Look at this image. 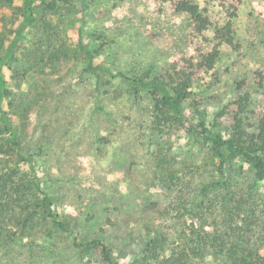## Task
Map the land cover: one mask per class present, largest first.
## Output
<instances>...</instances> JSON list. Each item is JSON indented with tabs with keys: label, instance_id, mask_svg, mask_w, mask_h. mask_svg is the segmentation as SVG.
Returning <instances> with one entry per match:
<instances>
[{
	"label": "rangeland",
	"instance_id": "obj_1",
	"mask_svg": "<svg viewBox=\"0 0 264 264\" xmlns=\"http://www.w3.org/2000/svg\"><path fill=\"white\" fill-rule=\"evenodd\" d=\"M24 1L0 8L1 53L23 21ZM188 1L206 28L161 0H36L34 21L3 68L11 92L3 109L25 160L3 157L0 173L33 182L26 200L37 207L41 231L19 233L20 210L14 201L7 210L1 204L11 200L0 198V264H109L99 243L111 264H158L194 246L193 223L207 241L225 234L216 235L225 248L241 231L264 256V180L240 159L221 165L209 138L230 137L232 122L221 112L246 95L247 123L256 127L264 117V0L229 1L237 7L238 48L220 47L179 115L158 107L154 85L212 49L216 29L229 21L217 2ZM0 133L5 150L10 136ZM45 194L64 230L40 218ZM233 197L245 201L247 214L227 230ZM194 211L204 219L192 218ZM154 239L162 247L155 254ZM223 251L209 252L205 263L223 264Z\"/></svg>",
	"mask_w": 264,
	"mask_h": 264
},
{
	"label": "trees",
	"instance_id": "obj_2",
	"mask_svg": "<svg viewBox=\"0 0 264 264\" xmlns=\"http://www.w3.org/2000/svg\"><path fill=\"white\" fill-rule=\"evenodd\" d=\"M166 3H170L173 6L175 13H186L194 21L199 23L202 28H206L205 20L199 13V9L196 5L192 4L188 0H161ZM221 4L223 7L227 8L229 11V21L222 28H217L215 31L214 39L218 41L214 47L205 53L190 57L184 60V65L181 70L176 72L174 75H169L167 77L168 84H162V86L154 85L157 92L162 93V97L158 102V107L162 108L169 107L175 110L179 115L183 114L182 104L190 99L192 95V85L199 79L202 73H209L215 66L220 54V47L222 45H227L228 47L236 50L238 48L235 42L233 31L234 24L233 19L236 17L237 7L229 3L230 0H210ZM6 2V3H5ZM13 0H0V8L5 4H12ZM36 0H25L24 8L22 10L23 21L15 29L13 39L6 46L5 53H1L0 50V132L3 130L5 133L9 134L8 144H0V160L5 161L3 157L13 155L17 156L21 160H25L21 155V150L17 142V136L13 127V122L11 118L7 115L6 111L3 109V101L6 98L11 97V92L7 88L6 77L3 68L9 66L10 62L13 60L15 51L18 48L19 42L21 40L23 32L32 25L34 21L33 16V5ZM4 46V45H3ZM258 77L262 85H264V74L259 73ZM249 96L239 98L234 102H231L225 106L221 112V115L228 118L231 123V133L228 139H224L220 134L209 133V138L212 141V150L214 156L221 161V165L225 164L229 160L240 159L243 163L250 165L260 180H264V117L259 119V123L256 127L247 123L248 107H249ZM163 112V110H160ZM1 134V133H0ZM32 163V159H30ZM13 173L5 171L0 173V198H8L11 202L7 201L5 204H1L8 210V204L14 203V208L19 209L18 217L20 218L21 226L19 228V233L26 234L27 230H35L34 232L39 233L41 231L38 222L36 221L35 215L37 214L34 202L32 203V209L29 202L26 200V196H33V194L28 192V187L33 186V182L25 181L24 178L15 177L12 178ZM16 176V174H15ZM36 185L35 196L39 199L40 195V180L37 178L34 181ZM225 201V200H224ZM20 204H19V203ZM43 207L42 212L39 213L40 218H52L51 223L58 226V228L64 230V223L58 221V214L53 211L52 198L45 194L42 198ZM226 208L229 210L228 214V225L236 222L242 213H246L244 210L245 201L240 199H235L234 197L228 201ZM18 204V205H17ZM34 210V212H33ZM196 217L197 220L204 219L202 213L194 211L192 218ZM35 220V221H34ZM26 226H28L26 228ZM226 227V225H224ZM193 229L191 228V234L196 238L194 239V246L182 250L181 252L175 254L172 253L169 258L165 261L157 262L158 264H206L204 261V256L209 252L216 251L218 247L222 248L224 251V263L223 264H264V256L260 255V251L254 245L248 244L242 241L241 231L238 235H234L231 240H236L228 244L229 247H223L217 245L216 235L219 238H225V234L222 235L219 231H216L215 239L207 241L208 234H205L201 227L195 226L193 223ZM230 230V229H229ZM0 239L3 237L4 230L0 228ZM158 239V238H157ZM241 239V240H240ZM158 241V240H157ZM154 239V246L151 247L150 253L155 254L158 251V242ZM1 244V242H0ZM98 251L102 259L111 264V251L105 244H98ZM153 248V249H152ZM162 247H159V251ZM158 251V253H159ZM191 254L194 255V260H192ZM164 260V258H163ZM169 262V263H167Z\"/></svg>",
	"mask_w": 264,
	"mask_h": 264
}]
</instances>
